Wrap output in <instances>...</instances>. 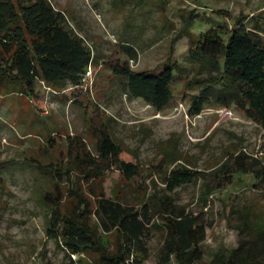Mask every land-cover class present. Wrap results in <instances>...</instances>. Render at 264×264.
Wrapping results in <instances>:
<instances>
[{
  "label": "rangeland",
  "instance_id": "374dc122",
  "mask_svg": "<svg viewBox=\"0 0 264 264\" xmlns=\"http://www.w3.org/2000/svg\"><path fill=\"white\" fill-rule=\"evenodd\" d=\"M50 1L93 53L92 79L87 88L76 89L74 98L68 93L71 84L52 87L40 79L31 94L0 91V264H93V252H71L46 234L48 209L42 195L55 181L64 195L62 209L77 201L69 191L77 187L93 210L90 184L95 192L103 189L129 201L144 198L146 189L163 188L159 168L179 164L203 172L171 192L206 223L201 257L191 264H207L215 252L237 246L241 237L253 238L255 226L264 222V182L237 171L224 183L218 169L239 149L264 164L261 127L233 103H206L199 113L188 114L197 88H185L186 77L172 83V99L156 110L126 92L124 77L110 63L126 59L132 69L156 71L174 60L189 67V29L191 36L209 26L226 30L242 14L251 25V18L263 19L264 0ZM121 43L133 44L135 57ZM98 129L111 134L121 147L119 158L135 163L138 174L128 179L111 165L100 177L84 176ZM245 221L249 225L241 231ZM162 238L161 227L148 231L141 264L179 263L175 257L162 260Z\"/></svg>",
  "mask_w": 264,
  "mask_h": 264
},
{
  "label": "trees",
  "instance_id": "16d2710c",
  "mask_svg": "<svg viewBox=\"0 0 264 264\" xmlns=\"http://www.w3.org/2000/svg\"><path fill=\"white\" fill-rule=\"evenodd\" d=\"M188 33L185 61L189 67L167 60L156 71L135 70L126 59H115L110 63L111 70L124 77L130 96L143 98L156 110L172 99V83L186 77L185 88H197L190 95L188 114L200 112L206 103H233L261 127L264 135V16L251 18V25H247L242 14L229 29L221 31L209 26L196 36H191L190 29ZM121 46L130 57H135L133 44ZM93 57L82 36L66 24L63 11L50 0H0V91L31 94L40 79L52 87L71 84L68 93L74 98ZM120 151L111 134L98 129L94 153H88L85 159L89 166L83 168L84 176L100 177L111 165L128 179L138 174L135 163L119 158ZM36 165L41 170L50 169ZM159 169L163 188L146 189L144 198L129 201L108 195L103 189L95 192L90 184L93 210L84 190L69 186L77 201L62 209L64 195L59 194L55 181L52 189L42 195L48 209L46 234L71 252H93V264H141L147 255L146 234L155 226L161 227L162 260L175 257L180 264H191L201 257L206 223L200 215L177 203L171 192L201 177L203 172L184 164ZM68 170L69 162L64 172ZM218 170L224 183L230 182L237 171L250 172L255 181L264 182L262 160L241 149ZM248 225L245 221L240 230ZM255 227L253 238L241 237L237 246L227 252H215L207 264H264V222Z\"/></svg>",
  "mask_w": 264,
  "mask_h": 264
},
{
  "label": "built area",
  "instance_id": "2783aa9c",
  "mask_svg": "<svg viewBox=\"0 0 264 264\" xmlns=\"http://www.w3.org/2000/svg\"><path fill=\"white\" fill-rule=\"evenodd\" d=\"M91 79H92V64H91V62H89L87 64L83 74H82L80 85L87 88L88 85L91 84ZM178 102L181 105V101L178 100ZM195 114H197V113H195ZM186 116H187V113H186ZM170 264H179V263L172 261Z\"/></svg>",
  "mask_w": 264,
  "mask_h": 264
}]
</instances>
